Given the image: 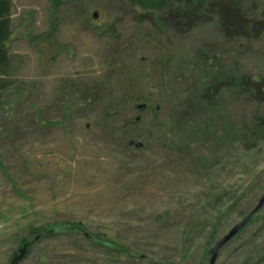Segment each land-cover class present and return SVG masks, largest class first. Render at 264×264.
<instances>
[{
  "label": "rangeland",
  "instance_id": "374dc122",
  "mask_svg": "<svg viewBox=\"0 0 264 264\" xmlns=\"http://www.w3.org/2000/svg\"><path fill=\"white\" fill-rule=\"evenodd\" d=\"M140 1L9 0L0 264L62 224L127 255L64 234L17 264H208L264 194V32H223L210 3L161 29L149 14L137 20L159 9ZM237 6L261 20L264 0ZM209 67L248 85L225 87L206 110L198 86ZM249 222L215 264L257 263L264 205Z\"/></svg>",
  "mask_w": 264,
  "mask_h": 264
},
{
  "label": "trees",
  "instance_id": "16d2710c",
  "mask_svg": "<svg viewBox=\"0 0 264 264\" xmlns=\"http://www.w3.org/2000/svg\"><path fill=\"white\" fill-rule=\"evenodd\" d=\"M140 1V0H137ZM142 3L147 4L148 6H158V12H144L138 15V21L149 14L151 18V23L156 25L157 27L164 29L167 27V24L173 23L177 27H184L185 22L187 21H195L197 18L199 19V15L195 14V12L199 10H203L206 5L214 4L213 10L219 15L220 25L223 29V32H231L237 36H245L246 30H249V33H253L254 35L261 34L264 32V12L262 14L261 20H249L245 16L241 15L240 9L237 6V0H180L183 6H185V12L179 14L182 11H178L177 8H174L173 4H170L169 0H141ZM140 1V2H141ZM160 2H163L160 4ZM210 3V4H209ZM193 12V13H191ZM195 14V16H194ZM11 11H10V2L9 0H0V73H3L9 66V57L7 54V46L10 43V24ZM182 20V21H181ZM188 23V22H187ZM237 84V85H236ZM237 86L242 88L248 85V81L245 77L242 78V82H235L233 77L220 69L209 67L207 70V74H205V79L202 80V83L198 86L199 90V104L201 107L207 109H212V103L217 102L219 97V93L225 87ZM256 215V214H255ZM254 215V216H255ZM250 223V222H249ZM248 223V224H249ZM77 226L71 224H62L58 226H52L50 228H45L36 234H44L41 239L54 237L56 235H64V234H76L80 235V233H72L66 232L63 230H58L61 226ZM82 229V228H81ZM83 230V229H82ZM87 238L90 242L99 246L102 249L107 251H111L117 255L125 254L127 255L122 248L118 247L116 244L110 243L108 241H104L103 239H99L96 237H91L87 235ZM40 239V240H41ZM29 240L23 241L14 252L12 261L23 258L28 251L31 249L26 247V244ZM256 264H264V254L257 257ZM10 263V264H11Z\"/></svg>",
  "mask_w": 264,
  "mask_h": 264
},
{
  "label": "water",
  "instance_id": "95a60500",
  "mask_svg": "<svg viewBox=\"0 0 264 264\" xmlns=\"http://www.w3.org/2000/svg\"><path fill=\"white\" fill-rule=\"evenodd\" d=\"M93 19H97V13H93L92 15ZM264 205V194L260 197L258 200V203L255 205V207L236 225H234L221 239H219L212 247V249L209 251V260L208 264H215L216 259L219 256V252L244 228L248 225L249 221L252 219V217L257 214L261 208ZM58 230H63L72 233H80L84 237H88L87 234L82 230L81 228H78L77 226H61L58 228ZM44 234H39L32 239H30L26 247L30 248L33 246L34 243L39 241ZM19 262V259L13 261L11 264H17Z\"/></svg>",
  "mask_w": 264,
  "mask_h": 264
}]
</instances>
